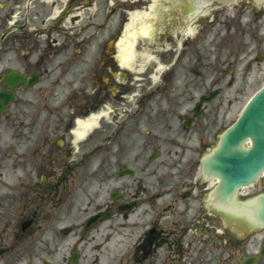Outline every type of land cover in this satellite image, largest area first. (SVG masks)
<instances>
[{"label": "flooded vegetation", "instance_id": "af4514ba", "mask_svg": "<svg viewBox=\"0 0 264 264\" xmlns=\"http://www.w3.org/2000/svg\"><path fill=\"white\" fill-rule=\"evenodd\" d=\"M149 5L0 0V177L11 163L13 183L0 187V224L14 226L11 251L28 256L26 264H240L264 254V229L229 228L225 214L207 208L211 187L200 175L202 157L264 74L260 12L239 71L195 59L187 36L180 51L188 23L170 0H158L164 36L151 52L172 74L159 75L151 91L152 69H121L116 46L124 19ZM227 88L233 103L221 99ZM214 90L217 98L200 105ZM98 215L106 217L85 230Z\"/></svg>", "mask_w": 264, "mask_h": 264}, {"label": "water", "instance_id": "95a60500", "mask_svg": "<svg viewBox=\"0 0 264 264\" xmlns=\"http://www.w3.org/2000/svg\"><path fill=\"white\" fill-rule=\"evenodd\" d=\"M204 12L226 8L237 0H198ZM260 4L262 0H254ZM251 147H242L246 140ZM204 171L219 179L215 198L228 201L237 187L254 183L264 171V86L245 105L236 123L223 135L214 154L203 162ZM254 219L264 222V198L257 202Z\"/></svg>", "mask_w": 264, "mask_h": 264}, {"label": "rangeland", "instance_id": "374dc122", "mask_svg": "<svg viewBox=\"0 0 264 264\" xmlns=\"http://www.w3.org/2000/svg\"><path fill=\"white\" fill-rule=\"evenodd\" d=\"M252 11V6L248 3H245L244 7L241 9L239 7H236L230 8L229 10H226L224 12H220L215 21H210V23H208L205 27V32L202 35L205 37V45L201 44V46L196 50L195 59L198 58L197 54H208L209 52L215 51L217 47L219 48V50H225L223 58L226 55L227 51H229L231 57H233V53L242 44L243 38L241 34L244 31L248 33L254 30V27L250 28ZM246 27H248L249 29H245ZM261 85L262 83H256L252 88H255L254 90H256ZM245 101L246 100H244L243 103ZM11 263L12 257L10 256V254L4 253L2 258L0 259V264Z\"/></svg>", "mask_w": 264, "mask_h": 264}, {"label": "bare ground", "instance_id": "6f19581e", "mask_svg": "<svg viewBox=\"0 0 264 264\" xmlns=\"http://www.w3.org/2000/svg\"><path fill=\"white\" fill-rule=\"evenodd\" d=\"M153 16L148 15V17ZM147 16L144 14H134L131 16L129 28L127 27L123 36V39L119 42V47L117 54L119 56V62L122 66L133 70L134 64L139 65L137 70L144 69V63L146 64L151 57L146 56V53L137 54L134 52V47L138 40H151L152 32L145 23ZM86 126H79V131H77L76 137L81 138L82 134L85 132ZM82 131V132H81Z\"/></svg>", "mask_w": 264, "mask_h": 264}]
</instances>
